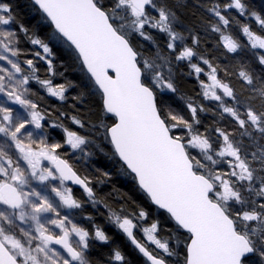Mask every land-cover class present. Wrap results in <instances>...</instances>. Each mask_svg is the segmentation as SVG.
I'll return each instance as SVG.
<instances>
[{
    "label": "snow or ice",
    "instance_id": "1",
    "mask_svg": "<svg viewBox=\"0 0 264 264\" xmlns=\"http://www.w3.org/2000/svg\"><path fill=\"white\" fill-rule=\"evenodd\" d=\"M27 9L0 0V264H264V0Z\"/></svg>",
    "mask_w": 264,
    "mask_h": 264
},
{
    "label": "trees",
    "instance_id": "2",
    "mask_svg": "<svg viewBox=\"0 0 264 264\" xmlns=\"http://www.w3.org/2000/svg\"><path fill=\"white\" fill-rule=\"evenodd\" d=\"M18 2L21 5V9L27 13L28 9H27V0H18ZM29 20L30 22L34 23L35 19L32 18L31 16H29ZM71 75V74H69ZM93 163L97 164L100 168L102 169H111L114 173L113 175V183L121 189L124 190H128L130 188V182L125 180L124 178L120 177L119 175L115 174V170L112 167L111 163L101 154H97V157L94 158ZM104 191H108L109 190V186H105Z\"/></svg>",
    "mask_w": 264,
    "mask_h": 264
},
{
    "label": "rangeland",
    "instance_id": "3",
    "mask_svg": "<svg viewBox=\"0 0 264 264\" xmlns=\"http://www.w3.org/2000/svg\"><path fill=\"white\" fill-rule=\"evenodd\" d=\"M96 165H97V164H96ZM97 166H98V165H97ZM98 167H99V166H98ZM89 170H90V171H92V169H91V168H89ZM96 175H98V173H96Z\"/></svg>",
    "mask_w": 264,
    "mask_h": 264
}]
</instances>
